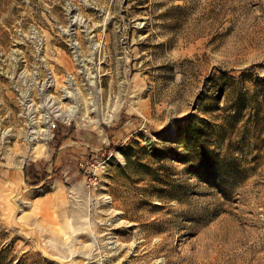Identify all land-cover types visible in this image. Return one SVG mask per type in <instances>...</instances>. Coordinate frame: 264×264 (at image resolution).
Segmentation results:
<instances>
[{"label":"rangeland","instance_id":"rangeland-1","mask_svg":"<svg viewBox=\"0 0 264 264\" xmlns=\"http://www.w3.org/2000/svg\"><path fill=\"white\" fill-rule=\"evenodd\" d=\"M0 264H264V0H0Z\"/></svg>","mask_w":264,"mask_h":264},{"label":"trees","instance_id":"trees-1","mask_svg":"<svg viewBox=\"0 0 264 264\" xmlns=\"http://www.w3.org/2000/svg\"><path fill=\"white\" fill-rule=\"evenodd\" d=\"M184 135L186 136L187 140H190L192 142V148L197 149L198 147H208L210 146V142L205 140L209 135L204 130H201L199 125L196 122H191L187 128L185 129ZM200 159H204L201 157ZM23 176H24V182L29 187H35L38 186L41 181L38 178L37 174L33 173V171L30 170H23ZM29 179H32L33 182L29 183ZM29 183V184H28Z\"/></svg>","mask_w":264,"mask_h":264},{"label":"bare ground","instance_id":"bare-ground-1","mask_svg":"<svg viewBox=\"0 0 264 264\" xmlns=\"http://www.w3.org/2000/svg\"><path fill=\"white\" fill-rule=\"evenodd\" d=\"M60 117L62 118V119H69V118H73V115L72 114H70L69 112H63V113H61L60 114ZM77 119V117H74V120H76ZM50 128V127H49ZM40 140H43V139H40ZM28 152H27V154L23 157V159H22V162H25V160L26 159H29V158H34V157H37L38 155H41V154H43L44 152H45V144H44V141L41 143V145L39 146V147H32V145H30L31 144V142H30V140L28 141ZM20 163V165L18 166H16V171H17V183H18V185H23V174H22V172H21V164H23V163Z\"/></svg>","mask_w":264,"mask_h":264}]
</instances>
